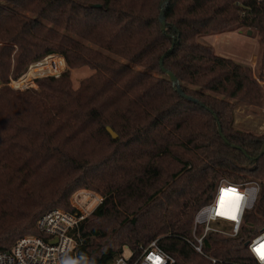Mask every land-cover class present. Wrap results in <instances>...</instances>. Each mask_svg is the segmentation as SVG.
<instances>
[{"label": "trees", "instance_id": "1", "mask_svg": "<svg viewBox=\"0 0 264 264\" xmlns=\"http://www.w3.org/2000/svg\"><path fill=\"white\" fill-rule=\"evenodd\" d=\"M162 2L0 0V252L38 234L46 212L72 211L71 194L86 188L104 200L77 229L79 264H110L124 246L135 259L153 241L174 264H256L247 243L264 231V134L239 129L236 110L262 107L264 90L213 42L255 34L262 80L264 0H169L165 31ZM164 55L203 106L177 93ZM51 56L66 65L58 78L10 87ZM83 67L93 74L74 89L71 70ZM221 180L258 181L260 194L239 234H209L200 255L185 238Z\"/></svg>", "mask_w": 264, "mask_h": 264}, {"label": "built area", "instance_id": "2", "mask_svg": "<svg viewBox=\"0 0 264 264\" xmlns=\"http://www.w3.org/2000/svg\"><path fill=\"white\" fill-rule=\"evenodd\" d=\"M34 79L43 77L58 78L64 71V60L57 56L47 57L33 64ZM29 73L17 82L16 90L33 88L34 80L28 82ZM16 81L10 83V87ZM25 84L21 87L20 85ZM12 88V87H11ZM14 89V87H13ZM233 190V191H229ZM261 186L258 181L249 180L232 183L221 180L215 190L212 201L201 207L194 217L192 239L185 238L194 250L203 254V241L212 233L234 238L244 223L245 215L251 211L258 200ZM223 192H228L226 195ZM103 198L94 193L80 190L72 195V211L54 209L46 212L37 221L38 234L26 235L17 240L10 250L0 252V264H66L78 262L79 225L85 221L103 202ZM94 206V207H92ZM222 213V214H218ZM235 215L236 219L231 217ZM223 224L228 227L225 229ZM201 232V234H198ZM264 243V231L258 233L247 243V249L256 264H264L253 248ZM129 247H123L119 258L110 264H174V259L153 241L142 249L137 258H133ZM215 263V260H212Z\"/></svg>", "mask_w": 264, "mask_h": 264}, {"label": "rangeland", "instance_id": "3", "mask_svg": "<svg viewBox=\"0 0 264 264\" xmlns=\"http://www.w3.org/2000/svg\"><path fill=\"white\" fill-rule=\"evenodd\" d=\"M213 46L220 52L222 56L233 58L235 60L240 61L241 63L251 66L254 71V76L258 79L260 86L264 90V77L262 80L259 79L258 68H257L258 67L257 61H258V56L261 52V46L255 34H253L252 32L249 34V32L247 33L246 30H242L240 32L239 31L229 32V33H226L224 35L217 37L215 41L213 42ZM32 66L33 65H30V67L28 68L25 74L29 73L28 82L30 83L32 82V80H34V85L31 84V86L37 89L38 88L37 80L42 79V78H37V80L34 79L35 77L33 76L34 67ZM65 69H66V65L64 62V70ZM91 74H93V71L88 67L71 70V81H72L73 88L77 89L81 81L89 77ZM20 78L17 80H14L16 82L12 84L11 86L12 88L14 87V89H17L15 87H17V82H19L22 79ZM10 83H12V81ZM23 85L25 84L24 83L21 84L20 87ZM22 88H25V87H21L18 89H22ZM236 126L239 129L244 130V131H252L258 134H264V101H263V106L260 108L254 107V106L238 105L237 110H236ZM80 190L92 192L94 193V195H99L100 197L104 199V197L100 193L94 190H90L86 188H78L70 196L69 204H70L71 209L73 207L72 195L76 191H80ZM91 215H92V212L88 216V218ZM223 227L227 229L228 226L226 224H223Z\"/></svg>", "mask_w": 264, "mask_h": 264}, {"label": "water", "instance_id": "4", "mask_svg": "<svg viewBox=\"0 0 264 264\" xmlns=\"http://www.w3.org/2000/svg\"><path fill=\"white\" fill-rule=\"evenodd\" d=\"M168 3H169V0H163V2L161 3V6H160L161 9H160V15H159V23H160V27H161L162 31L166 30L165 12H166ZM97 7H99V6H97ZM250 33L251 32H249V34ZM173 48H174V43H173L172 47L170 48V50L167 53L171 52L173 50ZM165 56L166 55H164L161 58V60H160V68L168 76L169 80L171 81L172 85L176 89L177 93L180 94L182 97H185L189 101L203 106L202 104L198 103L197 100H195L193 98H190V97H187V96L184 95V93L182 91V88L180 86V83H179L178 79L176 78V76L173 73H171L170 71H168L167 69L164 68ZM215 118H216V116H215ZM216 122H217V126H218V132H219L220 135H222V128L220 126V123H219L218 119H216ZM107 131L109 132V134L112 136V138L114 140L118 139V136L114 133V131H112L111 128L107 127ZM263 154H264V145H263V147L261 149V152H260L259 156H262ZM256 167L257 166L254 165L253 167H250V168L248 167L247 169L249 171L253 172V171L256 170Z\"/></svg>", "mask_w": 264, "mask_h": 264}, {"label": "snow or ice", "instance_id": "5", "mask_svg": "<svg viewBox=\"0 0 264 264\" xmlns=\"http://www.w3.org/2000/svg\"><path fill=\"white\" fill-rule=\"evenodd\" d=\"M229 191H233V190H229ZM218 214H222V213H218ZM231 219L235 220L236 216L233 215ZM253 251L254 253L257 254L259 259L264 260V243H260L259 245L255 246L253 248Z\"/></svg>", "mask_w": 264, "mask_h": 264}, {"label": "clouds", "instance_id": "6", "mask_svg": "<svg viewBox=\"0 0 264 264\" xmlns=\"http://www.w3.org/2000/svg\"><path fill=\"white\" fill-rule=\"evenodd\" d=\"M66 264H79L77 261L66 262Z\"/></svg>", "mask_w": 264, "mask_h": 264}, {"label": "bare ground", "instance_id": "7", "mask_svg": "<svg viewBox=\"0 0 264 264\" xmlns=\"http://www.w3.org/2000/svg\"><path fill=\"white\" fill-rule=\"evenodd\" d=\"M227 193H228V192H223V194H225V195H226Z\"/></svg>", "mask_w": 264, "mask_h": 264}]
</instances>
